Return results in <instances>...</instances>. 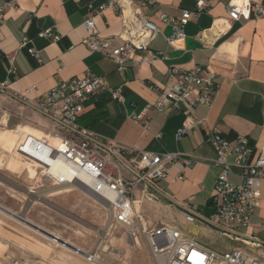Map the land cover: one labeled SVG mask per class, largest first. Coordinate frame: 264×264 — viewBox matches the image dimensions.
<instances>
[{"label": "crops", "instance_id": "crops-1", "mask_svg": "<svg viewBox=\"0 0 264 264\" xmlns=\"http://www.w3.org/2000/svg\"><path fill=\"white\" fill-rule=\"evenodd\" d=\"M109 1L0 0L4 16L0 24V83L9 80L13 92L36 86L30 97L40 99L57 83L91 72L111 88L120 89L124 102L114 100L107 91L98 92L86 103L77 123L135 150L182 153L195 159L181 171L168 165V177L159 182V187L170 200L143 201L139 210L143 219L150 226H171L207 250L223 254L239 249L264 263V245L258 248L252 244H264V180L260 205L251 215L249 227L236 229L241 241H232L208 225L188 223L180 206L188 202L204 218L215 213L212 194L219 169L214 165L216 152L209 140L212 130L229 142L245 137L251 150L249 164L260 155L264 145V19L224 26L230 0H217L196 21L189 22L183 39L170 46L165 37L172 34V28L160 22L159 14L180 18L184 10H195L196 1L153 0L155 6L145 8V13L160 27L162 35L152 43L151 51L163 52L164 57L151 64L129 61L120 70L112 60L90 52L83 43L87 36L83 24L89 18L101 37L121 32L118 15L99 9ZM215 26L216 32H212ZM48 29L58 34L59 40L42 37ZM202 35L204 39L200 40ZM25 38L29 43L21 48ZM29 48L38 52L41 61L28 53ZM12 66L15 75H10ZM195 66L210 67L219 86L213 104L196 110L203 125L177 140L175 132L186 120L181 112L165 114L151 109L147 127L132 119L157 100L161 88L174 81L168 74L170 68L190 70ZM240 173L241 169L233 168L230 182L238 184ZM180 175L182 180L178 179Z\"/></svg>", "mask_w": 264, "mask_h": 264}, {"label": "built area", "instance_id": "built-area-1", "mask_svg": "<svg viewBox=\"0 0 264 264\" xmlns=\"http://www.w3.org/2000/svg\"><path fill=\"white\" fill-rule=\"evenodd\" d=\"M195 1V10H184L180 18L159 14L160 22L172 28V34L165 37L170 46L183 39L189 22L196 21L217 0ZM154 6L153 0H110L99 9H109L118 15L121 32L108 38L101 37L94 20L89 18L83 24L87 33L83 43L90 52L112 60L120 70L129 61L153 63L164 57L163 52L151 51L152 43L162 35L160 27L145 13V8ZM226 9L224 26L242 20L264 19V0H230ZM3 22V11L0 10V24ZM41 36L59 40V35L51 29L42 32ZM199 39L203 40L204 36ZM28 43L25 38L20 47H27ZM28 53L41 61L34 48H29ZM9 72L15 75L16 68L12 66ZM168 74L174 77V81L161 88L157 100L133 115L132 119L147 127L151 109L165 114L181 112L186 120L175 132V138L179 140L195 126L203 125V120L196 117V110L199 106L213 104L219 86L210 67L195 66L190 70L172 67ZM35 90L36 86H32L23 92H13L9 80L0 83L3 96L31 108L53 125L44 138L24 135L14 148L20 159L35 169V179L41 187L50 189L70 185L71 190L76 191L85 185L87 194L97 196L108 206L110 226L123 228L134 241L143 236L157 264H264L239 249L223 254L207 250L171 226H150L143 219L140 209L136 208L137 202L170 200L159 187V182L168 177V165L181 171L193 165L195 159L182 153L135 150L77 123L86 103L98 92L107 91L114 100L124 102L120 89H113L104 79L86 72L57 83L40 99L30 97ZM209 140L216 152L214 165L219 169L212 194L215 213L204 218L196 206L188 202L180 206L188 223L208 225L232 241H241L236 229L248 228L251 215L260 205L264 145L257 161L249 164L251 150L245 137L229 142L217 130H212ZM232 156L234 159L230 161ZM235 167L241 169L238 184L229 180ZM178 179L182 180L183 175ZM252 244L258 248L264 245L262 242Z\"/></svg>", "mask_w": 264, "mask_h": 264}, {"label": "rangeland", "instance_id": "rangeland-1", "mask_svg": "<svg viewBox=\"0 0 264 264\" xmlns=\"http://www.w3.org/2000/svg\"><path fill=\"white\" fill-rule=\"evenodd\" d=\"M52 129L44 117L0 93V206L90 257L51 242L0 211V264H157L145 238L139 236L135 245L123 228L111 227L109 210L84 188L54 197L47 193L42 201L37 197L49 189L41 187L35 169L14 148L24 135L43 138Z\"/></svg>", "mask_w": 264, "mask_h": 264}, {"label": "bare ground", "instance_id": "bare-ground-1", "mask_svg": "<svg viewBox=\"0 0 264 264\" xmlns=\"http://www.w3.org/2000/svg\"><path fill=\"white\" fill-rule=\"evenodd\" d=\"M218 24V23H217ZM217 24H216V26H217ZM215 26V29H213V31L212 32H216V29H217V27ZM226 48V47H225ZM46 136V134L43 136V138ZM71 186L70 185H64V186H61V187H55V188H51V189H49V190H47V191H44V192H42V193H39L38 195H37V197L39 198V199H41V201L43 200V198H44V195L45 194H47V193H50V196H52V197H54V196H58V195H61V194H65V193H69V192H71L70 191V188ZM81 188H84L85 190H87V188H86V186L85 185H81ZM29 193H31V194H35V192H33V191H29ZM93 197H95L97 200H99L108 210H109V208H108V206L100 199V198H98L97 196H94V195H92ZM140 206H141V204H140V202H137L136 203V208L139 210L140 209ZM2 212V211H1ZM11 212V211H10ZM4 213V212H3ZM13 213V212H12ZM109 213H110V211H109ZM18 215V214H17ZM9 216V215H8ZM19 217H22V218H24V219H26V217H24L23 215H18ZM11 217V216H10ZM27 220V219H26ZM53 234V233H52ZM55 235V234H54ZM55 236H57V235H55ZM58 238H60L59 236H57ZM49 238V237H48ZM50 240H51V242H53V243H55V244H58V245H61V246H64L63 244H61L59 241H56L55 239H52V238H49ZM136 242V244L139 242V240H136L135 241ZM135 244V245H136ZM100 246V245H99ZM64 247H66V246H64ZM67 248V247H66ZM102 248L104 249V250H106L108 247L106 246V245H103L102 246ZM69 249V248H68ZM75 252V251H74ZM83 252V251H82ZM77 253V252H76ZM78 254H81V255H83V256H86L87 258L88 257H90V255L89 254H87V253H78ZM92 257V256H91ZM93 258H95V257H92V259Z\"/></svg>", "mask_w": 264, "mask_h": 264}, {"label": "water", "instance_id": "water-1", "mask_svg": "<svg viewBox=\"0 0 264 264\" xmlns=\"http://www.w3.org/2000/svg\"><path fill=\"white\" fill-rule=\"evenodd\" d=\"M0 211L4 212L5 214L11 216L12 218L18 220L19 222L25 224L26 226L36 230L37 232L49 237V238H52V239H55L56 241H59L61 244H63L64 246H66L67 248H69L70 250L72 251H75L77 253H83L81 249H79L78 247L72 245V244H69L68 242H66L65 240L63 239H60L58 238L57 236H55L54 234L48 232L47 230L41 228L40 226L30 222L29 220H26L22 217H19L17 214L15 213H12L10 212L9 210H7L6 208L0 206Z\"/></svg>", "mask_w": 264, "mask_h": 264}]
</instances>
